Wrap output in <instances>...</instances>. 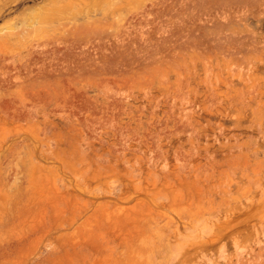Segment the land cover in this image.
I'll return each instance as SVG.
<instances>
[{"label": "rangeland", "instance_id": "rangeland-1", "mask_svg": "<svg viewBox=\"0 0 264 264\" xmlns=\"http://www.w3.org/2000/svg\"><path fill=\"white\" fill-rule=\"evenodd\" d=\"M263 191L264 0H0V264H264Z\"/></svg>", "mask_w": 264, "mask_h": 264}, {"label": "bare ground", "instance_id": "bare-ground-1", "mask_svg": "<svg viewBox=\"0 0 264 264\" xmlns=\"http://www.w3.org/2000/svg\"><path fill=\"white\" fill-rule=\"evenodd\" d=\"M25 95H26V94H25ZM11 115H12V114H11ZM11 115H10L9 117H12ZM14 119H15V118H14ZM24 120H25V119H24ZM7 134H8V133H7ZM125 142H126V141H125ZM80 148H81V147H80ZM116 149H117V148H116ZM116 149H115V150H116ZM121 149H122V148H121ZM112 150H113V149H112ZM124 150H125V149H124ZM43 153H44V151H43ZM113 155H114V154H113ZM117 155H118V153H117ZM118 156H119V155H118ZM122 160H123V159H122ZM124 161H125V160H124ZM178 161H179V160H178ZM104 162H105V161H104ZM120 162H121V161H120ZM96 164H97V163H96ZM103 164H104V163H103ZM136 164H137V163H136ZM76 165H77V164H76ZM124 165H125V164H124ZM89 166H90V165H89ZM137 167H138V166H137ZM114 169H115V168H114ZM128 169H129V168H128ZM128 169H127V170H128ZM135 169H136V168H135ZM65 170H66V169H65ZM136 170H137V169H136ZM132 171H133V170H132ZM137 171H138V170H137ZM132 174H133V173H132ZM137 175H138V173H137ZM154 176H155V175H153V177H154ZM155 177H156V176H155ZM135 178H136V175H135ZM135 178H134V179H135ZM132 179H133V178H132ZM156 179H157V178H156ZM75 180H76V178H75ZM154 180H155V179H154ZM79 181H80V180H79ZM155 182H156V181H155ZM80 183H81V181H80ZM136 184H137V183H136ZM139 184H140V183H139ZM60 187H61V186H60ZM84 189H85V188H84ZM110 190H111V188H110ZM58 191H59V190H58ZM103 191H105V190H103ZM113 192H114V191H113ZM116 192H118V191H116ZM263 192H264V191H263ZM99 193H100V192H99ZM103 193H104V192H103ZM105 193H106V192H105ZM262 194H263V193H262ZM79 203H80V202H79ZM74 220H75V219H74ZM104 239H105V238H104ZM108 243H109V242H108ZM108 243H107V244H108ZM110 244H111V243H110ZM109 246H111V245H109ZM112 247H113V246H112Z\"/></svg>", "mask_w": 264, "mask_h": 264}]
</instances>
